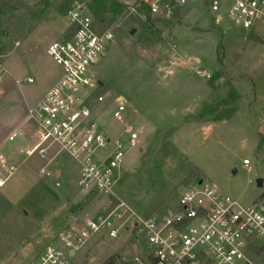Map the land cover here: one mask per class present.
Returning a JSON list of instances; mask_svg holds the SVG:
<instances>
[{
  "label": "rangeland",
  "instance_id": "obj_1",
  "mask_svg": "<svg viewBox=\"0 0 264 264\" xmlns=\"http://www.w3.org/2000/svg\"><path fill=\"white\" fill-rule=\"evenodd\" d=\"M15 1L23 8L4 26L7 46L0 55V264H32L47 246H61L58 230L86 212L92 217L106 202L97 199L89 207L94 197L79 194L75 162L59 157L52 168L54 178L46 180L39 174L45 161L20 154L33 146L31 139L6 142L18 127L31 134L26 109L61 75L46 50L65 40L69 8L77 2L90 10L91 1ZM134 15L123 10L120 21L106 26L94 18L100 31L109 29L114 35L92 68L101 84L94 96L104 98L95 106L100 126L125 144V131L137 133L136 147L126 152L114 193L140 217L163 212L182 187L201 179L250 204L264 192V26L253 31L263 42L256 43L228 21L219 30L210 12L195 8L182 12L168 27L155 24L158 35L137 26L132 36L120 34L122 21ZM203 71L208 79L200 76ZM118 98L125 103L124 124L111 118ZM2 161L15 165L16 171L8 175ZM259 178L261 190L255 185ZM125 236L93 238L72 262L107 264L119 253ZM258 244L264 246L262 241ZM260 258L264 259V247Z\"/></svg>",
  "mask_w": 264,
  "mask_h": 264
},
{
  "label": "built area",
  "instance_id": "obj_2",
  "mask_svg": "<svg viewBox=\"0 0 264 264\" xmlns=\"http://www.w3.org/2000/svg\"><path fill=\"white\" fill-rule=\"evenodd\" d=\"M127 14L146 10L152 18L171 20L195 8L212 14L219 30L224 21L248 35L264 26V0H117ZM69 40L54 42L47 55L59 67L60 78L41 99L26 109L31 134L18 127L6 138L9 144L27 138L33 146L20 150L24 157L38 155L45 161L39 174L54 178L52 168L58 158L77 164L76 188L83 198L94 197L89 207L104 199L106 205L84 213L81 218L56 233L61 246L44 248L32 264H74L72 259L89 240L118 239L119 253L113 264H264L260 258L264 243V192L248 205L227 196L208 180H195L181 188L174 202L163 212L138 216L114 193L116 177L127 150L136 147L137 133L121 137L103 132L95 97L98 81L93 66L114 41L109 29L100 31L89 8L75 2L67 11ZM202 78H209L204 71ZM33 79L29 78L28 83ZM95 111V113H94ZM125 103L117 99L111 118L124 124ZM49 154H52L50 156ZM48 155L50 158H48ZM2 168L12 175L16 166ZM243 166L249 171L247 160ZM58 188L59 184L55 183ZM98 201L96 202V200ZM97 211V212H96ZM102 247H105L102 245ZM73 255H70V252Z\"/></svg>",
  "mask_w": 264,
  "mask_h": 264
},
{
  "label": "trees",
  "instance_id": "obj_3",
  "mask_svg": "<svg viewBox=\"0 0 264 264\" xmlns=\"http://www.w3.org/2000/svg\"><path fill=\"white\" fill-rule=\"evenodd\" d=\"M90 12L92 16L96 19L97 24L99 26H106L109 23L114 24L117 20H121L123 16L124 7L121 6L117 0H90ZM15 0H0V55H3L5 48L7 46V42L3 41V29L6 25L8 19L11 18L12 15L21 11L23 6L15 5ZM176 19L173 18L169 21L167 20H159L152 18L146 10L139 11L138 14L134 16H130L122 21L121 26L119 28L120 34H130L131 29L134 26H137L142 32L150 31V33L155 36L159 34V31L155 28V24H162L164 27L170 26L173 21ZM69 33L66 34L65 40L70 39ZM196 174V173H195ZM195 174H193L195 176ZM189 177V179L193 178L194 176ZM198 178V177H195ZM177 194L172 196L169 199L170 203L172 204L173 201L176 199ZM107 264H113V258H111Z\"/></svg>",
  "mask_w": 264,
  "mask_h": 264
},
{
  "label": "water",
  "instance_id": "obj_4",
  "mask_svg": "<svg viewBox=\"0 0 264 264\" xmlns=\"http://www.w3.org/2000/svg\"><path fill=\"white\" fill-rule=\"evenodd\" d=\"M135 33V30H131L130 34L129 35H133ZM249 40L253 41V42H256V43H263L262 42V39L257 36V35H249L248 36ZM101 86V84H99ZM139 152H141V150H139ZM255 185L257 187V189H262L263 188V179L259 178V179H256L255 180ZM70 255L72 256L73 255V252L71 251L70 252Z\"/></svg>",
  "mask_w": 264,
  "mask_h": 264
},
{
  "label": "crops",
  "instance_id": "obj_5",
  "mask_svg": "<svg viewBox=\"0 0 264 264\" xmlns=\"http://www.w3.org/2000/svg\"><path fill=\"white\" fill-rule=\"evenodd\" d=\"M249 36V35H248ZM44 95V94H43ZM37 103V102H36Z\"/></svg>",
  "mask_w": 264,
  "mask_h": 264
}]
</instances>
